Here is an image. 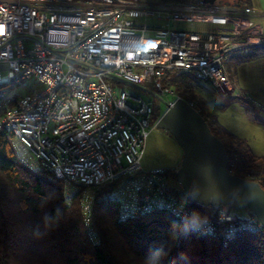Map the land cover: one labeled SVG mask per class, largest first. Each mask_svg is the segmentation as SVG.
Returning a JSON list of instances; mask_svg holds the SVG:
<instances>
[{"label": "built area", "instance_id": "obj_1", "mask_svg": "<svg viewBox=\"0 0 264 264\" xmlns=\"http://www.w3.org/2000/svg\"><path fill=\"white\" fill-rule=\"evenodd\" d=\"M151 18L161 22L152 31ZM174 22H230L232 28L185 30L173 28ZM250 28L239 17L209 19L167 2L0 0V133H12L14 148L63 181L66 195L82 190L80 208L92 244L98 242L96 199L115 203L121 222L163 211L223 245L261 231L253 216L240 219L223 209L202 215L171 193L163 168L142 169L153 103L135 93L152 90L171 105L180 98L169 86L175 71L218 90L235 89L224 61L254 46ZM30 80L37 89L16 96L12 89ZM194 212L206 221L199 229L190 226Z\"/></svg>", "mask_w": 264, "mask_h": 264}, {"label": "trees", "instance_id": "obj_2", "mask_svg": "<svg viewBox=\"0 0 264 264\" xmlns=\"http://www.w3.org/2000/svg\"><path fill=\"white\" fill-rule=\"evenodd\" d=\"M199 1L159 0L178 4ZM221 3L237 9L250 6V0ZM260 40L249 48L244 61L264 57V37ZM198 83L192 73L175 71L169 86L175 95L193 104L222 142L228 171L257 182L264 190V156L253 155L245 140L219 125L208 102L195 93ZM165 110L153 105L151 120L157 121ZM13 141L12 133H0V264H264L262 230L246 232L223 246L193 233L163 211L121 222L116 204L108 199L94 202L93 226L98 242L92 244L80 208L82 190L74 189L71 197L66 195L63 181L37 160L34 167L33 157H23ZM164 171L168 184L170 180L176 182V169ZM168 186L171 193L189 201L202 214L213 217L219 209L228 212L223 206H200L181 188Z\"/></svg>", "mask_w": 264, "mask_h": 264}, {"label": "rangeland", "instance_id": "obj_3", "mask_svg": "<svg viewBox=\"0 0 264 264\" xmlns=\"http://www.w3.org/2000/svg\"><path fill=\"white\" fill-rule=\"evenodd\" d=\"M146 3H156L158 0H140ZM257 11H264V0H251ZM258 3V4H257ZM232 20H235L233 18ZM264 21V20H263ZM203 24H180L174 23V27L190 29H200ZM259 27V26H257ZM243 32L248 31L247 28H242ZM248 35L256 37L254 40L257 45L261 42L260 38L264 37V23L261 24V29H256L255 26L249 29ZM245 41V40H244ZM250 53V49H244L239 52L229 54L225 58L226 67L229 66V76L232 77L238 86L247 95L244 98L242 93L237 89L230 91L218 90L207 82L199 81L195 88V93L204 98L210 107L211 113L218 116L219 120L228 126L230 123H236L241 134H247L250 140L249 146L251 150L264 152V57L244 61L243 59ZM124 83L119 82V87L122 88ZM37 89L33 80H30L26 87L13 88L16 96H23L29 93L30 90ZM126 89L131 92L134 89L127 85ZM137 89H139L137 87ZM144 99L152 101L154 107H159V110L166 109V101L154 92L142 94L140 91L135 92ZM261 120H260V119ZM256 119V123H251ZM258 121V122H257ZM156 121L151 120L150 132L146 138L144 151L141 158L142 169L149 171L154 168L173 169L179 166L182 158V150L178 147L174 139L165 131L156 128ZM243 129V131L241 130ZM236 131V132H237ZM251 137H255L256 141H252ZM256 142V143H255ZM28 160V159H27ZM33 166L37 163L32 160ZM32 166V167H33ZM168 182V181H167ZM173 190H179L180 185L170 180L169 184ZM215 208V207H214ZM229 214L240 219L250 218V212L245 207L244 203L238 198L231 205L227 206Z\"/></svg>", "mask_w": 264, "mask_h": 264}, {"label": "water", "instance_id": "obj_4", "mask_svg": "<svg viewBox=\"0 0 264 264\" xmlns=\"http://www.w3.org/2000/svg\"><path fill=\"white\" fill-rule=\"evenodd\" d=\"M165 106L155 126L168 133L182 150L175 178L185 195L203 207H227L239 198L264 231V203L249 202L243 196L248 186L261 193L263 188L228 171L229 160L222 142L189 103L177 98Z\"/></svg>", "mask_w": 264, "mask_h": 264}, {"label": "crops", "instance_id": "obj_5", "mask_svg": "<svg viewBox=\"0 0 264 264\" xmlns=\"http://www.w3.org/2000/svg\"><path fill=\"white\" fill-rule=\"evenodd\" d=\"M221 1L226 2L228 0H200L199 2H197L195 4H178V3L167 2V4L172 9L182 8V10L189 11L190 13L195 14V15H203V16L208 17L209 19L214 18V17H220V18H228L229 20H232L233 18L239 17L240 21L243 22V24L248 25V23H249V24H251V28H252V26H253V28L255 26L256 29H261V24L264 23V21H263L264 20V11L263 12L257 11L251 0H250V6L244 7L242 9H237V8H233L231 6H228L226 4H222ZM229 1L233 2L235 0H229ZM156 3H159V0ZM174 23H176V22H174ZM174 23H171V26L173 28L184 29L182 27L181 28L174 27ZM160 24H161V22L155 18H151L147 21V25L149 26V28H151L150 29L151 31L154 28L159 27ZM180 24H182V23H180ZM196 24H201V23L197 22ZM203 25H206V27L201 26V28L197 29V31H212L215 29H217V30H229L232 28V24L230 22L225 26L213 25L210 23L203 24ZM257 26H259V27H257ZM225 68H226L227 74L229 76L230 75L228 72L229 66L226 67V64H225ZM229 79H230L232 85L235 87V89L239 90L245 99V97L247 96L245 94V92L238 86V84L235 82V80L232 77L229 76ZM209 109H210V107H209ZM213 115H215V114H213ZM215 117H216L219 125L221 127H223L225 130L234 134L238 138L245 140L247 143H250V140H248L247 134L239 135L238 133H241V132H239L237 130H236L237 132L235 131V129H238V126H236V123H234V122L230 123L229 125H231V126H228L227 124L220 121L217 115H215ZM253 122H254V124H258V123H256V119H253L251 123H253ZM258 125H260V124H258ZM241 130L243 131L242 128H241ZM251 140L256 141L255 137H251ZM250 150H251V148H250ZM251 152L253 153V155H255L257 157L264 156V152H261V151L258 152L256 150L253 152L251 150ZM177 167L178 166H175L173 169H177ZM164 169H167V168H164ZM249 217H251V215Z\"/></svg>", "mask_w": 264, "mask_h": 264}, {"label": "clouds", "instance_id": "obj_6", "mask_svg": "<svg viewBox=\"0 0 264 264\" xmlns=\"http://www.w3.org/2000/svg\"><path fill=\"white\" fill-rule=\"evenodd\" d=\"M244 198L253 203H264V193H261L254 186H248L247 190L243 192ZM190 219V226L193 229H199L202 227L203 223L206 221H202L198 213H193Z\"/></svg>", "mask_w": 264, "mask_h": 264}, {"label": "bare ground", "instance_id": "obj_7", "mask_svg": "<svg viewBox=\"0 0 264 264\" xmlns=\"http://www.w3.org/2000/svg\"><path fill=\"white\" fill-rule=\"evenodd\" d=\"M228 75V74H227ZM229 77V76H228ZM157 122V121H156ZM150 132V131H149ZM144 151V150H143ZM201 213V212H200ZM202 214V213H201ZM202 215H205V214H202ZM205 216H207V215H205ZM209 217H211V216H209ZM262 231H263V229H262ZM243 236V235H242ZM207 238V237H206ZM209 238V237H208ZM238 237H236V238H234V239H232V240H229V241H227L226 242V245H228L229 243H231L233 240H235V239H237ZM212 239V238H211ZM212 240H216V239H212ZM217 241V240H216ZM220 244H222L223 245V243L222 242H220V241H218ZM226 245H223V246H226Z\"/></svg>", "mask_w": 264, "mask_h": 264}, {"label": "snow or ice", "instance_id": "obj_8", "mask_svg": "<svg viewBox=\"0 0 264 264\" xmlns=\"http://www.w3.org/2000/svg\"><path fill=\"white\" fill-rule=\"evenodd\" d=\"M153 47L155 46V45H152Z\"/></svg>", "mask_w": 264, "mask_h": 264}]
</instances>
